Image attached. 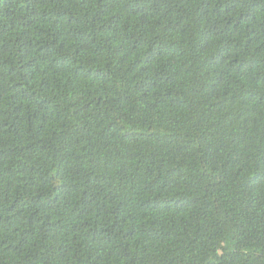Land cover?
I'll list each match as a JSON object with an SVG mask.
<instances>
[{"label":"trees","instance_id":"obj_1","mask_svg":"<svg viewBox=\"0 0 264 264\" xmlns=\"http://www.w3.org/2000/svg\"><path fill=\"white\" fill-rule=\"evenodd\" d=\"M0 264H264V0H0Z\"/></svg>","mask_w":264,"mask_h":264}]
</instances>
